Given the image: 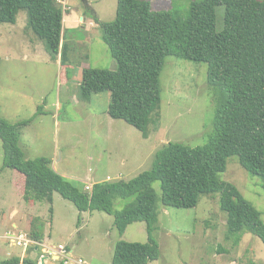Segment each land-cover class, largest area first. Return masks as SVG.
Instances as JSON below:
<instances>
[{
	"label": "rangeland",
	"instance_id": "obj_1",
	"mask_svg": "<svg viewBox=\"0 0 264 264\" xmlns=\"http://www.w3.org/2000/svg\"><path fill=\"white\" fill-rule=\"evenodd\" d=\"M62 1L67 5L65 16L70 8L96 24L94 28L69 30L67 40L73 53L68 77L60 59L54 58L28 28L25 10L19 12L15 24H0V117L12 124L32 120L21 128L20 147L26 159L49 158L67 181L82 188L91 176L97 181L108 177L110 181H130L150 171L158 151L170 142L191 148L205 146L214 132L220 97L208 85V64L176 57L166 59L160 78L161 103L151 117L145 137L125 121L110 117V92L94 94L89 100L81 96L84 69H118L102 39L101 26L94 20L97 17L101 22H113L118 0ZM148 1L154 12H170L184 21L199 0ZM224 15L225 7H218V32L224 28ZM89 28H93L91 32ZM4 155L0 139L1 260L9 259L10 253L20 255L23 251L2 237L6 231L15 235L30 233V212L21 210L13 220V206L19 208V204L26 206L27 201L35 200L31 194L17 204L15 194L9 195L10 185L19 177L15 170L4 168ZM219 178L236 185L262 213L264 221V188L260 178L248 173L236 156L229 158L227 171ZM154 188L161 197L160 183L156 182ZM54 198L53 204L39 200L41 212L35 215L42 217L48 244L65 245L76 258L89 264H112L119 241L148 242L145 222L130 225L121 235L114 216L98 211L80 213L60 194L56 193ZM134 200L117 199L114 208L125 210ZM154 237L160 256L150 264H264V243L260 238L245 233L237 243L235 238L228 237V215L221 209L219 194L202 196L193 209L166 208L159 203ZM41 254L34 252L33 257ZM47 264L63 262L48 259Z\"/></svg>",
	"mask_w": 264,
	"mask_h": 264
},
{
	"label": "trees",
	"instance_id": "obj_2",
	"mask_svg": "<svg viewBox=\"0 0 264 264\" xmlns=\"http://www.w3.org/2000/svg\"><path fill=\"white\" fill-rule=\"evenodd\" d=\"M225 7L224 28L217 31V8ZM28 15V28L60 59L67 77L72 49L64 32V6L57 0H0V24H15L20 11ZM101 26L102 39L117 61V71L83 70L81 96L110 92L108 113L148 136L152 115L159 109L160 78L168 57L208 64V85L220 97L214 132L203 147L166 144L156 154L153 168L130 181L99 182L92 192L74 186L52 167L47 157L26 159L20 147L21 128L32 120L12 124L0 117L4 168L25 177L26 199L54 202L60 194L80 213L104 212L114 216L123 235L138 222L147 225L148 242L119 241L112 264H150L160 256L154 237L158 207L193 209L201 197L219 194L228 215V237L239 243L250 233L264 243L262 213L236 185L222 181L228 160L261 179L264 188V0H199L183 21L170 12H154L148 0H118L113 22ZM1 64V59H0ZM160 183L159 197L154 185ZM134 198L125 210L114 208L117 199ZM45 224L31 223L30 237L42 242ZM0 264H39L29 256L0 259Z\"/></svg>",
	"mask_w": 264,
	"mask_h": 264
},
{
	"label": "crops",
	"instance_id": "obj_3",
	"mask_svg": "<svg viewBox=\"0 0 264 264\" xmlns=\"http://www.w3.org/2000/svg\"><path fill=\"white\" fill-rule=\"evenodd\" d=\"M68 12L69 13H67L66 16H64V22H63L64 32H66V38L68 37L67 34H68L69 30H71V28H74V27L75 28H83L85 30L89 26L90 27H93V28L96 27V24L94 22H92L91 20L89 22V20L87 18L81 17L80 16L81 14H76L73 11L71 12L70 11V8H68ZM93 28H89V31L91 29H93ZM25 58H26V56H25ZM60 66H61V64H60ZM57 108L60 109V106H58ZM52 167H53V169L58 174H60L57 171V169H56L55 162H53ZM16 173H18L17 174L18 175L17 177H19V178L17 180H14L12 182V184L10 185V187H9V195H12V193L15 194L14 196L17 199V201H18L17 204H18L19 202H22L25 199L24 196H25V193H26V189H25L26 181H25V177L22 174H20L17 171H16ZM60 175L63 176L64 178L66 177V175H64V174H60ZM110 179L111 178L108 177L105 180L97 181V180H94V178L91 176V177H88L84 181L85 182V185L84 186H86L87 184H90V185H93L94 186L96 183H99V182H107V181H110ZM54 197H55V195H54ZM15 206H16V204L13 206V210L11 212V218L13 220L16 219V217L19 215V213H20L21 210H23V211H29L30 212V214H28L29 219H30V221H29V230L31 229V223L33 222L34 219H36V218L37 219H41L42 218L40 215H35L36 213L39 214L41 212L40 206L38 205V201H36V200H34V201L33 200L27 201L26 202V206H21L20 204H19V208L17 206L15 207ZM14 226H16V225H14ZM6 234H13V233L11 231H6L5 235ZM44 234L46 235V231H45ZM4 236H2V237H4ZM47 241H48L47 237L44 236L43 242H45L48 246L56 247V246H53V245H49ZM34 252H40V253H42L41 251H36V250H33L32 251V249H30L27 252V254H26L27 257L29 256L30 258L39 261L40 260V256L33 257L34 256ZM9 256H10V258L11 257H20L22 260L25 259L24 250L21 252L20 255H12L10 253ZM42 263H43V260H42ZM45 264H47V261H46Z\"/></svg>",
	"mask_w": 264,
	"mask_h": 264
},
{
	"label": "built area",
	"instance_id": "obj_4",
	"mask_svg": "<svg viewBox=\"0 0 264 264\" xmlns=\"http://www.w3.org/2000/svg\"><path fill=\"white\" fill-rule=\"evenodd\" d=\"M59 2L66 7V3L62 0H59ZM86 191L92 192L93 185L87 184L86 185ZM6 240L9 241L13 246H18L23 248L24 250V256L27 257V252L30 249L41 251L42 255L41 257H44L43 263L41 260H39V264H45L48 259H52L53 261H61L63 264H89L83 259L76 258L73 255V251H70L67 246L65 245H59L57 247L48 246L45 242H38L33 240L28 233L21 232L18 235L15 234H6L4 236ZM47 256V258H46Z\"/></svg>",
	"mask_w": 264,
	"mask_h": 264
}]
</instances>
